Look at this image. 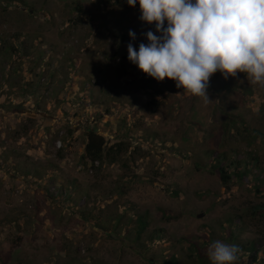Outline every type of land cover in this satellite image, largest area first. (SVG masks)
<instances>
[{"label": "rangeland", "instance_id": "obj_1", "mask_svg": "<svg viewBox=\"0 0 264 264\" xmlns=\"http://www.w3.org/2000/svg\"><path fill=\"white\" fill-rule=\"evenodd\" d=\"M140 15L127 0H0V264H198L192 249L211 264L216 240L254 241L264 264V88L218 71L205 102L149 77L120 39L147 43ZM90 128L117 150L103 162L82 157ZM217 155L239 173L228 184Z\"/></svg>", "mask_w": 264, "mask_h": 264}, {"label": "clouds", "instance_id": "obj_2", "mask_svg": "<svg viewBox=\"0 0 264 264\" xmlns=\"http://www.w3.org/2000/svg\"><path fill=\"white\" fill-rule=\"evenodd\" d=\"M152 30L147 43L127 45V59L155 80L175 82L183 92L209 101L216 72L227 79L245 73L264 88V0H127ZM135 41L137 36L129 30ZM240 248L216 240L207 249L211 264H238Z\"/></svg>", "mask_w": 264, "mask_h": 264}, {"label": "trees", "instance_id": "obj_3", "mask_svg": "<svg viewBox=\"0 0 264 264\" xmlns=\"http://www.w3.org/2000/svg\"><path fill=\"white\" fill-rule=\"evenodd\" d=\"M76 9L78 11H82L81 5L78 3L75 4ZM120 39L123 41L128 40L129 42H133L130 38L129 35H120ZM235 119L233 120V123H236L238 126H242V120H240L237 117H234ZM238 120V121H237ZM107 141L106 138L101 132H99L96 128H90L86 132V142L84 145V154H83V159L86 161H90L91 163L95 162H103L108 155L109 149L113 152H117L115 149V146H110L107 148L106 146ZM119 146L120 148L122 147L121 145H116ZM119 151V150H118ZM223 156H215V161L211 165L212 171L217 174V176L220 178V180L224 184H228L231 180L234 174H239L235 172H229L227 170V167L222 164L223 161ZM116 159L115 154L112 156L111 160L114 161ZM243 174V172L240 173ZM63 194H60L62 196ZM121 218V217H119ZM135 232H136V239H138L142 233L145 231L147 228V218L145 214L142 213H137L136 218H135ZM230 235L234 237V232L232 230L229 231ZM240 248V253L243 252L245 255L248 256V258L251 260L252 264H259L260 263V257L259 252L261 250V246H257L254 241H247L244 244H241ZM192 252L195 253L197 257L198 264H207V262L202 259V257L199 255L198 252H195V250L192 249ZM162 264H180L177 256L175 255H170L162 260Z\"/></svg>", "mask_w": 264, "mask_h": 264}]
</instances>
